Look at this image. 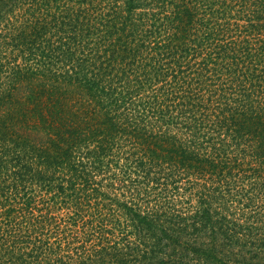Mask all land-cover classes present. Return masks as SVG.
I'll use <instances>...</instances> for the list:
<instances>
[{
	"label": "trees",
	"instance_id": "trees-1",
	"mask_svg": "<svg viewBox=\"0 0 264 264\" xmlns=\"http://www.w3.org/2000/svg\"><path fill=\"white\" fill-rule=\"evenodd\" d=\"M0 264H264V0H0Z\"/></svg>",
	"mask_w": 264,
	"mask_h": 264
}]
</instances>
